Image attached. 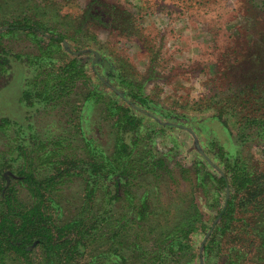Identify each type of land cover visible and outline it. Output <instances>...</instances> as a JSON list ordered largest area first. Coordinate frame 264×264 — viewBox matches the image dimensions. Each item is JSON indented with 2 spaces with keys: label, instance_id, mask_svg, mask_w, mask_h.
I'll use <instances>...</instances> for the list:
<instances>
[{
  "label": "rangeland",
  "instance_id": "rangeland-1",
  "mask_svg": "<svg viewBox=\"0 0 264 264\" xmlns=\"http://www.w3.org/2000/svg\"><path fill=\"white\" fill-rule=\"evenodd\" d=\"M25 17L40 25L10 33ZM0 52V172L8 184L19 181L21 165L46 175L65 158H86L87 144L111 155L104 109L113 100L140 120L128 141L138 139L145 163L157 156L173 173L142 180L134 193L158 206L151 238L156 227L181 221L193 199L201 223L184 264H214L206 247L226 194L212 176L237 156L264 172V134L241 138V121L264 114L256 104L264 98V0H0ZM72 61L80 75L66 70ZM26 91L37 95L31 103ZM104 185L98 207L117 196L114 183ZM84 187L80 179L60 186L65 220L76 216ZM124 188L116 209L131 216L124 199L132 188ZM242 218L235 215L238 225Z\"/></svg>",
  "mask_w": 264,
  "mask_h": 264
},
{
  "label": "trees",
  "instance_id": "trees-1",
  "mask_svg": "<svg viewBox=\"0 0 264 264\" xmlns=\"http://www.w3.org/2000/svg\"><path fill=\"white\" fill-rule=\"evenodd\" d=\"M35 25L40 24L32 23L27 17L18 18L9 25V32L28 34ZM79 69L82 70L76 61L66 66L69 72L78 70V75ZM66 85L62 90L68 89L69 93V84ZM255 85L257 89L263 87V84ZM36 96L26 91L23 100L31 103ZM139 101L146 104L140 97ZM256 104L258 112L264 111V98L259 99L260 105ZM105 108L115 135L111 155L87 144L86 158H65L46 175L38 167L21 165L17 172L19 181L8 184L0 172V264H7L8 260L22 264H184L190 261L191 238L201 223L194 200L185 209L181 221L172 226L157 224L160 227L154 229L157 233L151 238L154 231L149 230L157 219L158 206L151 205L147 194L138 197L134 193L141 189L142 180L151 184L155 180H170L173 173L164 159L157 160V156H150L145 163V154L137 150L138 139L128 141V136L140 126V120L129 108L113 100ZM241 122L245 123L241 132L243 140L254 135L261 139L263 113ZM74 179H80L85 186L84 197L76 216L65 220L58 194L61 185ZM212 181L218 192L226 194L220 206L222 219L211 240L213 247H206L208 254L214 255V264H236L235 258L241 259V264L252 259L264 264V227H260L264 223V172L258 174L237 156L232 162L227 161L223 173L212 176ZM106 182L115 184L117 196L98 207L96 197L100 185L103 188ZM126 186L132 188L125 192L124 199L132 209L131 216L123 209H116V202L121 199L118 195ZM238 213L244 216L240 225L235 219ZM216 244L223 247L214 248Z\"/></svg>",
  "mask_w": 264,
  "mask_h": 264
}]
</instances>
